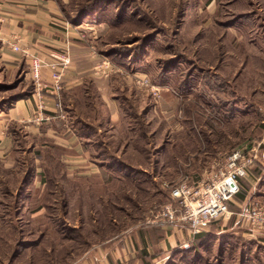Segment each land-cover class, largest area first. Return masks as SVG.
Returning a JSON list of instances; mask_svg holds the SVG:
<instances>
[{
  "label": "rangeland",
  "instance_id": "1",
  "mask_svg": "<svg viewBox=\"0 0 264 264\" xmlns=\"http://www.w3.org/2000/svg\"><path fill=\"white\" fill-rule=\"evenodd\" d=\"M56 1L63 8L66 27L73 30L77 40H84L97 60L95 64L103 60L109 63L108 75H95L109 79L118 101L126 102L123 96L128 99L133 115L140 118L142 125L141 129L135 127V134L138 137L142 132L150 152L146 156L140 151L143 141L128 142L134 132L129 131L126 122L123 129L109 123L103 127L102 138L138 172L132 173L133 179H124L115 192L109 190L107 203L90 188L78 187L70 192V186H65V205L52 211L54 220L59 216L53 227L43 208L31 211L32 205L24 200L15 206L17 189L29 180L37 188L35 192L43 191L40 176L29 178L36 165L37 173L41 171L38 158L28 155L11 130L15 120L8 119L10 108L32 94L36 82L26 53L18 51L19 60L10 64L3 60L0 49V234L5 226L0 264H47L46 252L51 246L57 255L65 257L58 262L68 259L66 263L72 264L83 254L79 250L84 239L92 243L104 241L128 226L151 225L146 217L167 200L163 181L205 178L218 169L231 150L261 140L264 0ZM226 21L233 22L229 30L223 24ZM6 43L0 41V45L8 47ZM188 71L194 75L192 89L183 90L177 85L182 84ZM225 104L230 113L233 111L232 116L225 117L221 112ZM36 110L43 112L42 106ZM187 115L193 117L191 136L198 141L172 148L171 140L184 137L187 128L183 120ZM59 159L69 170L79 168V157ZM57 166L58 178L61 168ZM159 188V193L154 194ZM11 224L23 227L22 234L13 232ZM40 225L48 227L41 242L23 248L12 259L16 242L36 239V226ZM219 229L217 224V234L212 237H193L179 243L154 264H216L226 253L219 249ZM43 245L46 252L40 249Z\"/></svg>",
  "mask_w": 264,
  "mask_h": 264
},
{
  "label": "crops",
  "instance_id": "2",
  "mask_svg": "<svg viewBox=\"0 0 264 264\" xmlns=\"http://www.w3.org/2000/svg\"><path fill=\"white\" fill-rule=\"evenodd\" d=\"M232 23L228 22L226 30H229ZM0 41L17 42L27 52L25 57L28 62L29 55H37L45 62L41 67V80L34 84V91L10 108L8 119L15 120L28 138L51 139L62 149L59 157H79V168L70 169L69 176L76 174L79 177H90L100 173L99 164L93 160L98 150L96 147H106L110 154L116 155V148H110V144L102 138L103 127L113 123L119 124L121 129L125 123L122 117L125 109L118 101L109 79L92 72V66L97 60L93 59L84 40H77L73 30L66 27L57 1L0 0ZM7 45H0L1 55L3 60L13 64L19 60L18 52L11 53ZM58 52L69 53L71 64L61 76L60 88L55 89L47 63L55 60L53 54ZM87 80L92 82L101 103V118L98 122L86 118L96 124V129L90 135L78 136L71 129L69 109L63 105L62 98L65 92L85 84ZM40 106L44 113L53 115V118L36 120V107ZM259 139L262 145L254 162L258 167L252 166L242 179L243 191L230 203V208L235 212L247 204L264 208V129ZM66 170L69 174V168L66 167ZM80 189H89V186L81 185ZM218 222L219 231L226 238H235L241 242L254 241L261 245L257 247L260 254L264 253V226L252 225L236 214L230 219H219ZM198 235L192 236L184 223L128 226L104 241L91 242L90 248L72 264H144L145 261L154 264L179 243Z\"/></svg>",
  "mask_w": 264,
  "mask_h": 264
},
{
  "label": "trees",
  "instance_id": "3",
  "mask_svg": "<svg viewBox=\"0 0 264 264\" xmlns=\"http://www.w3.org/2000/svg\"><path fill=\"white\" fill-rule=\"evenodd\" d=\"M61 9L63 11L62 7ZM223 24L225 25V28H226L228 21H226ZM185 76L186 77H184L182 84L178 83L177 87H181V89L183 90L185 89L190 90V88L192 89L191 80H193L194 75L192 71L191 72L188 71ZM30 95L28 94V96ZM121 98L123 101H126V102H121L123 105V108L125 109L122 115L123 121L128 124L129 131L134 132L133 136L128 142L136 143L138 140L143 141L144 145H141L142 147L140 151H142L143 154H146V156H149L150 151L147 149L148 142L146 141L145 136L143 135L142 137L141 131L138 134L139 138L135 134V127L139 126L140 129L142 127L140 118H138V116L136 115H133L132 113L133 106L128 104L129 103L127 102L128 99L124 96ZM62 102H63V105L69 109V113H70L69 123H70L71 129L76 134H78V136L79 134L81 135L89 134L90 135L92 132L95 131L96 124L91 123L86 118H89L93 121L97 120L98 122V119L101 118V103L99 101V98L97 97L95 88L91 81L87 80L85 84H82L79 87H76L70 90L69 92H65L63 94ZM69 102L71 103L70 106H68ZM225 105L226 106H223L224 109H221V112H223V115L225 117L230 116V115L232 116L233 111L232 113H230L227 107L228 104H225ZM193 121L194 120L191 115L186 116V118L183 120V123L185 125V128H187L186 130H188L189 132L187 134L185 130L184 133L186 135L184 134V137L178 140H175V141L171 140L170 144L172 148L175 147V145L177 144H180V146H183L185 142L192 143V142H195V140L198 141L197 137L193 138L191 136L192 134L191 131L193 129V124H192ZM12 123L13 125H11V130L13 133L16 132L15 134H17L16 136L17 140L24 146V149L27 151L28 155L32 154L33 156H36L38 158L37 164L41 167V171L37 173L36 171L37 165H36L35 167L36 169L34 170V172L30 173L31 176L29 178H31L32 176L38 175L40 176V179L43 180L42 182L39 183L41 189L43 190L41 193L35 192L37 188L33 187L34 184L33 182H31V180H29L28 183L25 184L24 186L22 187L19 186L16 194L14 195L15 196L14 204L15 206L20 205L19 201L24 200L27 204L32 205V208H30L31 211H36V210L43 208L45 211V214L49 216V219H50L49 223H51L52 227H53V221H56L57 223L58 222L57 219L59 220L58 215L55 220L53 219L55 216L54 212H52L53 209H55L56 206L65 205V202H64L65 186H70L69 191L71 192L74 189H77L81 185H88L90 190H92L94 194L101 196L100 200L104 201V203H107L108 201L106 200L109 199L107 192L109 190H112L115 192L118 189V187L124 183V179H133L132 173L137 174L138 172L136 169H134V166H131V164L127 163L124 159H121V157L116 156L115 154H110L106 147L97 146L96 148L98 150L94 153L95 157H93V160H95L99 164L100 169H101L100 173L94 174L90 177H79V175H76V174L69 176L68 171L66 170L65 166L63 165V163H61L59 159L60 153L62 152V149L59 146L55 145L51 139L46 138V137H40L38 139L28 138L24 135L22 129L19 127V125H17L16 122H12ZM263 129H264L263 125H260L259 135L261 134ZM204 137L206 136L204 135ZM210 150L212 151L211 153H213V149H210ZM48 160H49V163H48ZM55 165H58L57 167L61 168V172H60V175H58L59 176L58 178L56 176L57 174H56ZM252 166L258 167L255 164H253ZM134 178L138 179L137 177H134ZM153 185L155 186L154 183H152V186ZM164 188L168 195V188L166 187ZM159 190L161 189L160 188L156 189L154 194H158ZM242 191H243V188H241L240 192ZM18 213L16 217L18 216ZM217 224L219 225L218 221L213 222L209 226V229L210 227H212L211 231L204 230L197 236V238L201 240L204 236L209 235L210 237H212L214 234H217L216 232ZM4 227H2L3 229H1L0 241H2V236L4 234ZM36 227L38 228V231H39L37 238L28 239V240L27 238L23 240L19 239L16 242V245L18 247H16L13 251L14 253L12 254V259H14L13 257L16 258L17 255L21 253L23 248H26V247L31 248V246L41 242L43 238V232L48 227H46V225L44 226L40 225ZM54 227L57 232L60 231L57 226L54 225ZM11 228L13 232L17 231V233L22 234L23 227L17 228V226H15L14 224H11ZM2 230H3V233H2ZM217 237L220 238L221 240L219 241L220 251H223L224 249V252L226 251V253L223 255L222 258L221 257L219 258L216 264L218 263L226 264V261H229V260L231 261V264H264V253L260 254L259 250H257L258 245L261 246L260 244H257L254 241L253 242L251 241L241 242L240 240H236L235 238L234 239L226 238L225 234H221V233H219V236H216V238ZM82 243L84 246L82 249L79 250L80 255L86 252L91 246V242H89L87 239H84ZM63 244L64 243L61 242V245H62L61 247H63ZM40 249L46 252L47 248L45 245H43ZM49 249H51V251H49ZM49 249H47L48 251L46 252V255L48 256L47 264H68L69 263V262L66 263L68 259L58 262V260H61L60 257H62V255H57L58 253L56 254L55 252L56 249L52 246ZM53 252L55 253L54 256H52ZM227 254H229V257ZM245 254H247L246 258H245ZM70 256L71 255L67 257H70ZM64 258L65 257L63 256L62 259ZM255 259H257V261H254ZM149 262L150 261H145L144 264H148Z\"/></svg>",
  "mask_w": 264,
  "mask_h": 264
},
{
  "label": "built area",
  "instance_id": "4",
  "mask_svg": "<svg viewBox=\"0 0 264 264\" xmlns=\"http://www.w3.org/2000/svg\"><path fill=\"white\" fill-rule=\"evenodd\" d=\"M6 42L12 50L27 54L17 42ZM53 56L55 60L48 62L47 65L51 70L50 77L53 86L59 89L61 76L70 66L71 59L65 53H56ZM43 65L45 62L39 56L29 55L30 71L35 82L40 81ZM93 68L94 73L104 76L111 71L109 63L104 60L95 64ZM34 118L40 121L50 120L53 115L40 111ZM261 122L264 126V116ZM261 144V140H254L231 150L224 157L218 169L211 171L200 180L191 181L183 178L175 183L163 181L162 185L168 188L167 200L157 209L150 211L146 222L166 225L184 223L192 236L200 234L219 219H230L233 214L252 225L264 226L262 206L247 204L236 212L230 208L231 201L241 191L242 179L246 177L248 170L257 159Z\"/></svg>",
  "mask_w": 264,
  "mask_h": 264
}]
</instances>
